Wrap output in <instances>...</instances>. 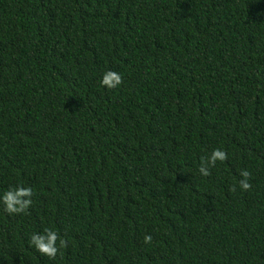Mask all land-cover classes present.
<instances>
[{"label": "trees", "instance_id": "1", "mask_svg": "<svg viewBox=\"0 0 264 264\" xmlns=\"http://www.w3.org/2000/svg\"><path fill=\"white\" fill-rule=\"evenodd\" d=\"M17 185L0 264H264V0H0V196ZM45 228L55 259L28 242Z\"/></svg>", "mask_w": 264, "mask_h": 264}, {"label": "clouds", "instance_id": "2", "mask_svg": "<svg viewBox=\"0 0 264 264\" xmlns=\"http://www.w3.org/2000/svg\"><path fill=\"white\" fill-rule=\"evenodd\" d=\"M100 83L108 89H115L123 83V77L116 71L108 70L104 73ZM227 158V153L224 150L219 148L214 149L209 156L201 157L200 174L205 177L210 176V169L215 167L216 162H223ZM240 176L242 179L239 181V187L244 191L251 189L252 185L249 181L252 173L247 169H241ZM229 191L235 192L236 186H231ZM33 195L34 193L30 186L17 185L9 188L0 196V203H3L5 211L9 215L28 214V210L33 204ZM28 242L36 251L50 259H55L59 250L67 248L69 244L68 240L51 228H45L43 233L31 234ZM57 242H59V247L57 246ZM151 242L152 236L146 234L144 236V243L150 244Z\"/></svg>", "mask_w": 264, "mask_h": 264}]
</instances>
